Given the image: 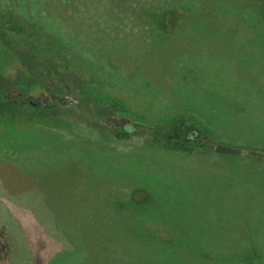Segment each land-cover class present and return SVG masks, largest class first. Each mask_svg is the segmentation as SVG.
<instances>
[{
	"label": "rangeland",
	"instance_id": "374dc122",
	"mask_svg": "<svg viewBox=\"0 0 264 264\" xmlns=\"http://www.w3.org/2000/svg\"><path fill=\"white\" fill-rule=\"evenodd\" d=\"M263 11L261 0H0V27L11 32L13 42L24 37L40 48L36 55L78 68L73 76L64 68L52 70L42 59L37 65L41 86L30 89L22 81L8 95L36 105L55 103L58 111L44 123L67 137L154 157L153 164L133 163L137 174L153 166L160 175L152 198L159 207L155 227L178 224L200 244H210L211 238L219 253L234 251L242 234L251 235L256 250L248 264H264V158L245 151L264 149ZM78 77L94 105L72 100ZM16 112L29 111L18 107ZM24 118L19 124L26 125ZM181 118L207 130L226 145L224 151L240 154L174 151L164 136ZM124 124L136 127L129 136L114 137ZM10 132L0 137V264H23L33 249L29 239L39 235L35 226L53 233V216L65 228L72 226L78 162L58 158L52 152L57 141L50 140L44 149L35 146L14 157L4 144L15 139ZM146 141L170 152L158 157L150 143L154 151L148 153ZM34 158L32 171L26 161ZM194 173L197 183L200 176L204 183L195 185L193 179L191 184ZM169 178L188 181L190 186L180 190L184 198L169 195ZM48 201L56 203L53 216L45 211ZM193 236L189 239H197ZM227 238H232L229 246L221 242ZM56 242L63 256L78 252L73 244ZM200 244L189 248L201 249ZM83 245L92 250L84 240Z\"/></svg>",
	"mask_w": 264,
	"mask_h": 264
},
{
	"label": "trees",
	"instance_id": "16d2710c",
	"mask_svg": "<svg viewBox=\"0 0 264 264\" xmlns=\"http://www.w3.org/2000/svg\"><path fill=\"white\" fill-rule=\"evenodd\" d=\"M261 1L264 9V0ZM27 41L26 38L21 37L18 42H13L11 32L0 27V94L3 93V96H0V121H3V125H0L2 127L0 137L6 138L10 130V133L16 135L13 136L15 139L4 143L8 145L6 148L14 153L13 156L19 155L22 150L25 155L35 146L40 150L44 149L47 140L57 141V145H53L52 152L61 159L63 156H70V158L72 156V161L77 159L78 171L75 170L76 174L73 175L76 190L70 204L72 206L74 203L76 206L71 220L72 226L65 228L61 222L54 219L55 211L52 206L56 203L48 201L45 211L53 216L50 226L54 232L47 234L43 226H35L39 235L29 239L33 249L30 259L23 264H248L251 261L254 256L252 252L256 250L251 245L254 242L251 235L245 237L240 234L242 243L238 246L234 245L235 248H231L234 251L219 253L218 250L212 248L211 238L210 244H200L199 237L189 235L191 233L186 230H179L178 224L154 226L158 220L159 207L152 198L156 196V180L160 175L156 173L153 166L137 174L135 163H133L138 161L153 164L151 158L154 157L140 158L131 154V150L118 153L115 147L110 145L97 146L93 145L92 141H83L81 137H67L44 123L49 121L50 114L58 111L55 103L36 105L22 98L10 97L8 93L17 88L22 81L27 82L30 89L41 86V78L38 77L41 71L37 65L42 59L52 70L64 68L73 76H78V68L71 62L60 61L50 56L40 57V53L36 55L39 52L36 50H40L36 43L30 41V44ZM74 80L78 95L72 100L83 107L89 104L94 105L90 92L82 86L81 78ZM18 107L28 109L29 112L26 115H23V112H16ZM23 117H25L26 125L18 122ZM192 126L196 130L188 132L187 129ZM135 127L134 124L119 125V129L114 131L113 136L122 139L129 136ZM164 137L176 152L203 149L231 158L240 154L231 155L224 151L226 145L212 138L207 130L202 129L195 122H190L185 118L174 123L170 132ZM39 141L44 142L37 144ZM69 142L73 145L72 149H68ZM145 143L143 145L145 151L153 152L154 150L149 146L150 143L153 145V142L146 141ZM153 146L156 148L154 153H157L158 157L161 156L160 153L170 152V150H162L163 146L160 147L157 144ZM245 151L250 157L253 156L252 153H256L264 158V149L248 148ZM107 153L112 155L109 156ZM53 156H50L51 159ZM26 162L33 171L38 159L34 158ZM122 163L133 169H125ZM72 164L74 165L73 162L70 165ZM31 170L28 169L29 172H32ZM190 175L188 177L191 178L190 183L193 179L197 183L198 175L193 176L195 173ZM200 179L204 183L201 176ZM169 181L172 187L169 195L177 196L178 200L181 197L184 198L180 190L190 186L188 181L181 178L173 180L169 178ZM211 184L209 182V185ZM73 223H78V226L75 228ZM192 236L197 239H189ZM57 239H62L70 245L73 244L78 252H83L84 256L78 252L61 255L59 249L63 247L56 242ZM230 239L232 238L222 239L221 242L224 243L227 240L229 246ZM83 240L93 245L92 250H86ZM214 241L217 240L214 239ZM258 241L262 242L261 239ZM198 244L201 249L192 251L189 248V245Z\"/></svg>",
	"mask_w": 264,
	"mask_h": 264
},
{
	"label": "water",
	"instance_id": "95a60500",
	"mask_svg": "<svg viewBox=\"0 0 264 264\" xmlns=\"http://www.w3.org/2000/svg\"><path fill=\"white\" fill-rule=\"evenodd\" d=\"M2 248H3V243H2V240L0 238V252H1Z\"/></svg>",
	"mask_w": 264,
	"mask_h": 264
}]
</instances>
